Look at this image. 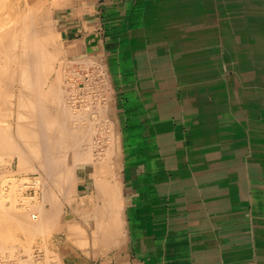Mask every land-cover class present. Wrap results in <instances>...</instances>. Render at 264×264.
I'll list each match as a JSON object with an SVG mask.
<instances>
[{
    "label": "crops",
    "instance_id": "0c3cea01",
    "mask_svg": "<svg viewBox=\"0 0 264 264\" xmlns=\"http://www.w3.org/2000/svg\"><path fill=\"white\" fill-rule=\"evenodd\" d=\"M54 3L75 71L106 74L117 128L114 171L101 150L52 213L63 262L264 264V0Z\"/></svg>",
    "mask_w": 264,
    "mask_h": 264
},
{
    "label": "bare ground",
    "instance_id": "6f19581e",
    "mask_svg": "<svg viewBox=\"0 0 264 264\" xmlns=\"http://www.w3.org/2000/svg\"><path fill=\"white\" fill-rule=\"evenodd\" d=\"M33 1V0H32ZM208 1V0H207ZM39 2V1H38ZM60 3L62 2V1H59ZM37 3V2H36ZM36 3H34L33 5H35ZM57 4H59V3H57ZM208 4V3H207ZM211 4V3H210ZM33 5H31L30 4V0H0V84L1 85H3L4 86V88H2V87H0V103L2 102H6L7 103V99L9 98V97H11V99H10V103L8 102V105L9 104H11V105H13V102H15V103H17V105H16V111H15V114L18 112V114L20 115V116H22V117H25L24 119H22L21 117V119L22 120H20L19 121V119H17L18 120V124H19V122H20V124H22L20 127H23V129L21 128V132H23L24 131V128H25V132H23V136H22V134L19 132L20 131V127H18V125H16L17 126V128H18V130L17 131H14L16 134V137H17V134H21V135H19L18 136V138H20V137H26V135H33V137H31V139H32V141H31V139L30 140H27L28 138H30V137H27V138H25V140H22V138H20V139H18V141L20 140L21 141V143H22V145L25 147V148H27L28 149V151L30 150V152H26V153H31L32 151V153H33V156H31L32 158V161L34 160H36V158L38 159L39 158V162L37 161V165L39 164L40 165V159L42 160L41 162V164H43V166H46L45 168H44V170L47 168V167H49V168H47L46 170H47V172L45 173V171H43L41 168H43V167H40V169L44 172V174H46V175H49L50 173H52V175L54 174V172H55V170H59V169H62V170H59V171H62V173H63V175L66 173L65 172V170L64 169H67L66 171H67V173H66V175H65V177H63V180L64 179H66V178H68V179H71L72 177H70V176H73L74 175V173H73V171H74V168H75V163H76V161H78L79 162V160H85V159H83V158H78V156L79 155H81V150H83V147L85 146V147H88V146H86V145H88V143H90L91 144V142H86V145H84L85 143V141L86 140H83V138L85 139V138H87L86 136L87 135H89L91 132H92V128L94 127V126H92V127H90V125L91 124H93V123H91V124H89L91 121H89V123H88V120H92L93 121V119H94V117H95V115L94 114H98V115H100V113H99V111H98V109H100L101 110V107H99V105L101 104H99V105H97V107H98V109H97V111H98V113H96L95 111H96V109L95 108H97V107H95L94 108V110L93 109H90L92 106H91V102L90 103H88L89 105V108H88V110H90V112L92 111L93 112V114H92V112L90 113L92 116L94 115V117H92L90 114H89V117H87V116H84L85 118V120L87 121V122H85V120H84V122L86 123L85 125L86 126H84L85 128H86V132L88 131V129L87 128H91L92 130H90L91 132H89V134H87L86 135V132H84L85 131V129L83 130V128H82V126H79V125H81V123L83 122H81L80 120H78L79 119V117L81 116V117H83V115H85L86 114V112H88L89 113V111H87V110H85L86 112H84V111H81L82 112V114H83V112H84V114L83 115H81L80 113V111H79V109L77 110L76 108H72V106H70L73 110L72 111H79L80 113H78V115H77V113L76 112H74L75 114H73L72 112V114H70V115H72L71 117V121L69 120V122H72V120H78V121H80V122H78V121H76V122H78L77 124H79V125H76V123L73 121L72 123H75V126L76 127H74L73 125L74 124H72L71 125V123H69L70 124V126H69V124L67 123V120H68V118L70 119V117H69V111H68V109L70 108H68L67 106H66V95H70V94H68V92L65 90V86H67L68 84H69V81H67L68 82V84H63L64 86L63 87H65L63 90H60V88H63L62 86H60L59 87V85L60 84H62V82H63V80L62 79H64L66 76H65V73L67 72H65V73H63V75L62 74H60V78H62L61 80H59L58 81V79H60L59 77H58V79H56L57 78V76H55L56 78L55 79H53L52 78V80H54V82L56 81L57 83L58 82H60L61 81V83L60 84H54L53 82L51 83L50 82V80L48 81V79H49V75L51 74L50 72L51 71H53L54 70V68H52L54 65H53V63L54 62H56L55 60H56V58H57V55L55 56V54H57V53H55V54H53L52 52H53V50H52V52H50V50L48 51L47 50V44L48 43H50V42H48V39L50 40V37H47L49 34H50V32H47V30L45 29L46 27H45V25L46 24H44V26H43V22H42V19L44 20L45 18H47L48 17V15L45 17H43V16H41L43 13H41V15H40V12H39V9L38 8H40V7H38V8H35ZM42 5V4H41ZM211 8V7H210ZM42 10V9H41ZM44 11V10H43ZM45 12V11H44ZM174 13V12H173ZM188 13V12H187ZM186 13V14H187ZM46 15V14H45ZM50 16V15H49ZM189 16V15H188ZM42 17V18H41ZM49 18V17H48ZM47 18V19H48ZM47 19H45L44 21H47ZM52 21L51 19H48V21ZM207 20V19H206ZM50 21L48 22V23H50ZM53 22V21H52ZM51 22V23H52ZM253 22H255V21H253ZM47 23V24H48ZM174 24V23H173ZM50 26H51V24H50ZM49 26V27H50ZM54 26V25H53ZM55 27V26H54ZM49 31H50V29H49ZM48 33V34H47ZM53 34V33H52ZM185 34V33H184ZM54 35V34H53ZM164 36V35H163ZM180 36V35H179ZM53 38V37H52ZM53 41V40H52ZM51 43H54V45H55V42H51ZM50 45V44H49ZM49 45H48V48H49ZM57 45H58V43H57ZM56 47V46H55ZM53 48V47H52ZM56 50V49H55ZM61 50V49H60ZM62 51V50H61ZM65 53V52H64ZM58 54H59V52H58ZM61 54V53H60ZM59 54V55H60ZM102 55V54H101ZM90 57V56H89ZM87 57L88 59H90V58H92V57ZM87 58H85V60L83 61V62H85L86 60H87ZM95 58H97V56L95 57ZM84 59V58H83ZM95 59H93V60H91V61H94ZM81 61H82V59H81ZM96 61V60H95ZM94 61V62H95ZM89 62V61H88ZM97 62H98V60H97ZM62 63V62H61ZM66 62H64V64H65ZM73 63V62H72ZM79 63H80V61H79ZM86 63V62H85ZM60 64V63H59ZM84 64V63H83ZM91 63L89 62V65H90ZM77 61L73 64V68H76L77 69ZM82 65V64H81ZM80 65V66H81ZM92 65H93V63H92ZM97 65V64H96ZM68 66V65H67ZM70 67V66H69ZM89 67V66H88ZM46 68H49V69H51L52 68V70H50V71H48L49 73L47 74L46 73ZM90 68V67H89ZM88 68V69H89ZM93 68V67H92ZM92 68H91V70H92ZM58 69H60V68H58ZM80 69H81V67H80ZM86 69H87V67H86ZM85 69V70H86ZM101 69H102V67H101ZM104 69V68H103ZM41 70H42V72L44 73H41ZM74 70V69H73ZM82 70H83V68H82ZM90 70V69H89ZM64 71V68H62V72ZM79 71V70H78ZM88 71V70H87ZM93 71V70H92ZM97 71H99V73H98V75L99 74H101L102 72H101V70H100V68H99V70L97 69ZM54 72V71H53ZM56 72H61V69H60V71L59 70H57L56 69V71H55V75H57L56 74ZM70 72V71H69ZM86 72V71H85ZM89 72V71H88ZM87 72V73H88ZM91 72V71H90ZM89 72V73H90ZM95 72V71H94ZM101 72V73H100ZM68 73V72H67ZM66 73V74H67ZM76 72H73V74L72 73H70L69 74V76L70 75H74ZM59 74V73H58ZM77 74V73H76ZM52 75V74H51ZM78 75V74H77ZM65 76V77H64ZM76 76V75H75ZM80 76V75H79ZM72 77L73 76H71V80H72ZM78 77V76H77ZM77 77H76V79H77ZM80 77H83V76H80ZM66 78H68V77H66ZM75 78V77H74ZM91 78V77H90ZM75 79V80H76ZM70 80V79H69ZM74 80V79H73ZM101 80V79H100ZM80 81V80H79ZM102 81V80H101ZM47 82H50V83H48L49 84V87L48 88H44V86L47 84ZM71 82V81H70ZM73 83H75L74 81H73ZM72 83V84H73ZM90 83H92L91 81H90ZM102 83V82H101ZM50 84H51V86H50ZM71 84V83H70ZM94 85V84H93ZM96 85V84H95ZM94 85V86H95ZM103 85H105L104 83H103ZM106 85H109V84H106ZM105 85V86H106ZM16 86H22L21 88H24V89H20V88H17ZM73 86V85H72ZM71 86V88H73ZM97 87V86H96ZM99 87H101V86H99ZM17 88V89H16ZM70 88V89H71ZM76 88H78V87H76ZM10 89V90H9ZM16 89V91H15V93L14 92H11V91H13V90H15ZM25 89H26V92H25ZM67 89H69V88H67ZM80 89H82V87H80ZM84 89V88H83ZM64 90L66 91L65 93H63L64 92ZM73 90L74 89H72V92H73ZM105 90V89H104ZM8 91V92H7ZM63 91V92H62ZM69 91V90H68ZM79 91V88L77 89V92ZM82 91V90H81ZM70 92H71V90H70ZM69 92V93H70ZM71 92V93H72ZM92 92V91H91ZM93 92H95V90L93 91ZM99 93H100V91H98ZM101 92H102V90H101ZM105 92H106V90H105ZM8 93V94H7ZM25 93V94H24ZM29 95H28V94ZM73 93H75V92H73ZM86 92H85V90H84V94H85ZM98 93V94H99ZM77 94V93H76ZM96 94V93H95ZM105 94V93H104ZM9 95V96H8ZM10 95H12V96H10ZM30 95L32 96V97H30ZM73 95V94H72ZM82 96H83V94H81ZM88 95V94H87ZM103 95V94H102ZM73 96H75V94L73 95ZM72 96V97H73ZM80 96V95H79ZM78 96V97H79ZM82 96H80V97H82ZM95 96V95H94ZM69 97H71V95L69 96ZM77 97V98H78ZM84 97V96H83ZM87 99H89L87 96H85ZM96 97V96H95ZM28 98H31V99H28ZM76 97H74V99H75ZM13 99V100H12ZM65 99V100H64ZM85 99V98H84ZM83 99V100H84ZM30 100V101H29ZM67 100H68V98H67ZM71 99H69L68 100V102H71L70 104H72V102L73 101H70ZM73 100V99H72ZM76 100V99H75ZM80 101L82 100L81 98L79 99ZM86 100V99H85ZM9 101V100H8ZM28 101H29V103H28ZM77 101V100H76ZM87 101V100H86ZM62 102V103H61ZM74 103V102H73ZM76 103V102H75ZM84 103H86V102H84ZM98 103V102H97ZM69 104V103H68ZM67 104V105H68ZM82 104H83V102H82ZM104 104V103H103ZM62 105H64V106H62ZM74 105H76V104H74ZM73 105V106H74ZM84 105H82V107L84 106ZM15 106V105H14ZM69 106V105H68ZM81 106V105H80ZM91 106V107H90ZM101 106H103V105H101ZM105 106V105H104ZM3 107H5V105L3 106ZM9 107H11V106H9ZM64 107V108H63ZM66 107V108H65ZM79 107V106H78ZM86 107H83L84 109H86ZM2 108V107H1ZM0 108V109H1ZM7 108H8V106H7ZM11 108H13V107H11ZM10 108V109H11ZM70 108V109H71ZM80 108V107H79ZM9 108L7 109V110H10ZM103 110H101V113H102V111H104L106 108H102ZM2 110H3V108H2ZM109 110V109H108ZM108 110L106 111V114H105V112L104 113H102V115L103 114H105V115H108L107 114V112H108ZM111 110V109H110ZM14 111V108L12 109V111H8V112H13ZM71 111V110H70ZM0 112H3V111H0ZM7 112V111H6ZM5 112V110H4V114L6 113ZM7 112V113H8ZM1 114H3V113H1ZM4 114L2 115V116H0V117H2V118H5V116H7L6 114H5V116H4ZM11 114V113H10ZM14 114V115H15ZM68 114V115H67ZM79 114H80V116H79ZM19 115H17L18 117H19ZM87 115V114H86ZM63 116V117H62ZM64 116H67V117H64ZM90 116H91V118H90ZM87 117V118H86ZM99 117V116H98ZM97 117V118H98ZM102 118L104 117V122H105V117H107L108 119H109V116H101ZM101 117H99L100 118V120L102 119ZM1 118V119H2ZM7 118V117H6ZM5 118V119H6ZM9 118H10V115H9ZM65 118V119H64ZM66 118H67V120H66ZM89 118V119H88ZM93 118V119H92ZM106 118V119H107ZM0 119V120H1ZM25 119H27V122H26V125L24 124V120ZM66 120V122L64 121V120ZM88 119V120H87ZM97 120H99V119H96V117H95V121H97ZM99 120V121H100ZM116 120V119H115ZM4 121V120H3ZM2 121V122H3ZM21 121H24V122H22L21 123ZM64 121V122H63ZM109 121H110V119H109ZM109 121H106L105 123L106 124H104V133H100V136L102 135V134H106L107 136H113L114 138H112L111 139V141L110 142H112L113 141V139H114V142H116V131H115V129H117V128H115V124L112 122V121H110V122H112L110 125H112V126H109L108 124H109ZM1 121H0V150H2L3 152L2 153H0V155L1 154H3V153H5V154H7V153H10V151H12L13 153H14V151L17 153V154H20L21 155V153H19V152H22V153H25L24 152V149H23V146L22 145H18V144H21V143H18V144H15L14 143V141H13V139H15L14 137L12 138V136H11V134H8V130H10V129H8V128H10V124H9V126H8V124H7V126H8V128L7 127H5V125L2 123ZM103 122V121H102ZM102 122H101V124H102ZM4 123H5V121H4ZM9 123V122H8ZM16 123V124H17ZM64 123H67L68 124V126H69V128H67L68 126H67V124L65 125ZM88 123V124H87ZM97 123H99V122H97ZM6 124V123H5ZM19 124V125H20ZM95 124H96V122H95ZM161 124V123H160ZM84 125V124H83ZM106 125V126H105ZM77 126H79V127H81V129L79 128V127H77ZM87 126H89V127H87ZM4 127H5V129H4ZM7 128V129H6ZM12 128V127H11ZM98 128V127H97ZM101 128V127H100ZM6 130V131H5ZM23 130V131H22ZM95 130V129H94ZM98 130H96V132H97ZM19 132V133H18ZM87 132V133H88ZM9 133H10V131H9ZM93 133H95V132H93ZM93 133H91V136L92 135H94V137H95V134H93ZM97 134V133H96ZM115 134V135H114ZM25 135V136H24ZM98 136V135H97ZM96 136V137H97ZM39 139H38V138ZM104 137V136H103ZM110 137H108L109 139H110ZM34 138H35V140H34ZM88 138H90V137H88ZM107 138V137H106ZM12 139V140H11ZM24 139V138H23ZM37 139V140H36ZM90 139H92L93 140V138H90ZM89 139V140H90ZM103 139V138H102ZM108 139V140H109ZM33 140L35 141V142H33ZM83 140V141H82ZM88 140V139H87ZM92 140H90V141H92ZM95 140V139H94ZM100 140V139H99ZM38 141V142H37ZM97 141H98V139H97ZM96 141V142H97ZM105 141H107L106 139L104 140V142ZM94 142V141H93ZM93 142H92V144H93ZM96 142H94V143H96ZM101 142H103V140H101L100 141V143ZM103 142V143H104ZM109 142V141H108ZM114 142H112L111 144H109V143H107V144H109V146L106 148V150L104 149V148H102L101 149V146L100 147H98V149L100 150H105L106 152H105V157L103 158V160H104V162H105V164H104V170L106 171V172H108V173H111V171H114V169L112 170V169H110V163H112V157H113V154H114V150H115V148H117V145H116V143H114ZM118 142V141H117ZM98 143V142H97ZM96 143V147H95V149L97 148V144ZM119 143V142H118ZM81 144H83L84 146L83 147H81L82 149H80V154L78 153L79 151H77V149H79L80 148V146H81ZM102 144V143H101ZM104 144H106V142L104 143ZM35 145L37 146V147H35ZM92 145H90V148L92 149L93 147H91ZM93 146H95V145H93ZM107 146V145H106ZM206 146V145H205ZM35 147V148H34ZM77 147H79V148H77ZM89 148V147H88ZM88 148H85L84 150H86V149H88ZM26 149V150H27ZM90 149V150H91ZM94 149V150H95ZM7 150V151H6ZM10 150V151H9ZM32 150V151H31ZM7 153H6V152ZM9 151V152H8ZM87 151V150H86ZM11 152V153H12ZM84 152V151H83ZM92 152V151H91ZM94 152V151H93ZM100 152H102V151H99V153ZM10 153V154H11ZM16 153H15V155H16ZM26 153L23 155H18V157H21L19 160L20 161H23L24 163H21L22 164V167L25 165V162H27L28 161V156L26 155ZM32 153H31V155H32ZM95 153V152H94ZM83 154V153H82ZM93 154V153H92ZM91 153H90V151L88 150L86 153H84V155H86V157L90 160V159H92V157H91V155H92ZM102 154H104V153H102ZM11 155H14V154H11ZM10 155V156H11ZM37 155V156H36ZM84 155L82 156V157H84ZM95 155V154H94ZM94 155H92V156H94ZM5 156H7V155H5ZM26 156H27V158L28 159H26ZM29 156H30V154H29ZM76 156V157H75ZM1 157L2 156H0V160H1ZM25 157V158H24ZM76 159H75V158ZM81 157V156H80ZM102 157H103V155H102ZM115 157H117L116 155H115ZM3 158V157H2ZM33 158H35V159H33ZM74 158V163L72 162V159ZM93 158H95V157H93ZM99 158H101V155H99ZM18 159V158H17ZM27 160V161H24V160ZM79 159V160H78ZM88 159H87V161H88ZM69 160H71V163L69 162L68 163V161ZM116 160V159H115ZM11 161V160H10ZM60 161H65V163L63 162H61L60 163ZM81 161L79 162V163H77L76 164V167H78V173H79V176H81V177H84L86 174H90V171H91V167L90 166H87L86 168H83V167H80L81 165H83L82 163H81ZM87 161H84V162H87ZM96 161V160H95ZM94 161V162H95ZM97 161H99V160H97ZM148 161V160H147ZM3 162V161H2ZM18 162V161H17ZM29 162H30V164L32 165V163H31V160L29 159ZM4 163V162H3ZM34 163V162H33ZM53 163H55V164H53ZM59 163H60V165H59ZM73 163V164H72ZM19 164H20V162H19ZM20 164V165H21ZM24 164V165H23ZM28 162L26 163V165H27V167H29L30 168V166H28ZM29 164V165H30ZM58 164V165H57ZM65 164V166H63ZM92 164V163H91ZM115 164H117V163H115ZM115 164H113V166L115 165ZM20 165H17V167L19 166V169H20ZM26 165L23 167L24 169H27V167H26ZM55 165H56V167H55ZM32 166H34V165H32ZM32 166H31V168H32ZM54 166V168H52ZM58 166V167H57ZM60 166H63V168L61 167L60 168ZM107 166V167H106ZM21 167V169L22 170H24L23 168ZM72 167H74L73 168V170H72ZM108 167H109V169H108ZM115 167H118V165L117 166H115ZM119 167H120V164H119ZM30 168V169H31ZM34 168V167H33ZM33 168H32V171H33ZM58 168V169H57ZM113 168V167H112ZM18 169V168H17ZM29 169V170H30ZM35 169V168H34ZM49 169V170H48ZM55 169V170H54ZM54 170V171H53ZM64 170V171H63ZM115 170H116V168H115ZM25 171V170H24ZM28 171V170H27ZM27 171H25V172H27ZM49 171V172H48ZM53 171V172H52ZM59 171H58V173H59ZM119 171V170H118ZM35 172H36V169H35ZM65 172V173H64ZM1 173V172H0ZM12 173H14V172H12ZM33 173V172H32ZM49 173V174H48ZM56 173H57V171H56ZM55 173V174H56ZM83 173H84V175H83ZM5 174V173H4ZM54 174V176H56ZM69 174H72V175H70V176H68ZM114 174V173H113ZM46 175H44V176H46ZM59 175V174H58ZM57 175V176H58ZM63 175H61V176H63ZM2 175H0V210H3V206L2 205H5V204H8V202H9V200H11V198L12 197H10V196H14V195H12V192L10 193L9 191H10V189H11V187L13 186V182H12V184H10V185H12L11 187L9 186V181H11V179L8 181L7 179H5V177H1ZM53 176V177H54ZM67 176V177H66ZM17 177V176H16ZM47 177V176H46ZM57 178V177H56ZM55 177H54V180H56V182L57 183H54L55 185L56 184H58L57 186H56V188H57V193L59 194V193H61L62 194V196L67 200V202H70V203H74L75 202V200H74V198H76V197H74L73 195H76L75 194V188H76V182H77V178H74V176H73V178L71 179V180H69L68 181V184L70 185V188L68 189V191H67V189H65L66 191H67V193H63V192H61V187L63 186V184H62V179H59V180H57ZM15 179V178H14ZM13 179V180H14ZM25 179V178H24ZM36 179H39V180H37L36 182H42V177L40 176V177H38V178H36ZM45 179V178H44ZM67 179V180H68ZM103 179V178H102ZM101 178H98V179H96V184L95 185H97V190H99V193L102 191V193H106V198L109 200L108 201V203H105V205H107L108 207H107V209H110V210H112V209H115V206H116V199L117 198H119L120 197V191L119 190H117V186H115V185H113V184H111L110 185V182L108 181V183L109 184H107L106 183V185H103V184H105L104 182L105 181H103ZM67 180H65V181H67ZM104 180H105V178H104ZM28 181V180H27ZM64 181V182H65ZM107 181V180H106ZM115 181V180H114ZM48 182V181H47ZM46 181H45V183H47ZM55 182V181H54ZM11 183V182H10ZM53 183V182H52ZM78 183H79V181H78ZM113 183V182H112ZM48 184V183H47ZM53 184V185H54ZM14 185H16V184H14ZM18 186V185H17ZM20 186H21V184H20ZM22 186H24V185H22ZM46 186V185H45ZM48 186V185H47ZM64 186H65V184H64ZM63 186V187H64ZM15 187V186H14ZM25 187H26V185H25ZM18 188H19V186H18ZM16 189L17 191L19 190V189ZM43 188V187H42ZM41 188V189H42ZM46 188V187H45ZM48 188V187H47ZM46 188V189H47ZM54 189L53 190H55V186L53 187ZM67 188V187H66ZM40 189V190H41ZM45 189V190H46ZM13 190V189H12ZM43 190V189H42ZM63 190V189H62ZM47 191H51V190H47ZM48 192V193H49ZM20 193V192H19ZM52 194L50 195V193H49V195H48V197H49V200H52L51 202H52V206L51 207H53L52 208V211L50 212V211H46L42 206H35L34 205V208H33V206L32 205H30V206H28V204H26V200H29V199H26V200H24V198H22L23 200L22 201H26L25 203H21V204H16L15 203V201L16 200H14L13 202L16 204H14V205H10V202H9V205H10V207H9V205H8V210H7V212H6V207H5V211H2L3 213L2 214H4V212H5V215H8L7 213L9 212V216L10 215H12L13 217H11L12 218V220H14L15 222V224L14 225H16V223L18 224V226H23V228L25 227H31V229H32V227L34 228V230L35 229H37L38 227L37 226H39V223H42V225H43V222H44V220L46 221V219H44V218H47L49 221H50V219H51V217H52V213L53 212H55V213H59V212H61L62 211V202H61V200H60V197L57 195V193L55 192H51ZM98 193V192H97ZM104 193V194H105ZM8 194L10 195L9 197H8ZM22 194V193H21ZM20 194V195H21ZM63 194H65L66 196H64ZM101 194V193H100ZM18 195V194H17ZM46 195H47V192H46ZM108 196V197H107ZM6 197H8V199L6 198ZM15 197V196H14ZM14 197L12 198V199H14ZM18 197V196H17ZM74 197V198H73ZM99 197V196H98ZM10 198V199H9ZM19 198H21L20 196H19ZM27 198V197H26ZM36 198V197H35ZM97 198V197H96ZM34 199V198H33ZM43 199V198H42ZM47 199V198H46ZM99 199V198H98ZM70 200V201H69ZM12 201V200H11ZM74 201V202H73ZM107 201V200H106ZM12 202V203H13ZM79 202V201H78ZM102 202H103V200H102ZM101 202V203H102ZM105 202V201H104ZM104 204V203H103ZM102 205V204H101ZM100 205V206H101ZM76 206H78L77 204H76ZM76 206H74L75 207V209H77L76 208ZM2 207V208H1ZM22 207V209L24 208V212H20V208ZM33 208V210H36V212H34L33 210H31ZM100 207H98V209H99ZM11 209V210H10ZM32 211V213H31V218H30V216H28V217H25L23 214H26V212H28L29 214H30V212ZM78 210V209H77ZM76 210V211H77ZM12 211V213L10 214V212ZM82 211V210H81ZM1 212V211H0ZM92 212V211H91ZM102 212V211H101ZM109 212V211H108ZM111 212V211H110ZM97 213V212H96ZM98 214V213H97ZM102 214V213H101ZM28 215V214H27ZM26 215V216H27ZM100 215V214H99ZM106 215V214H105ZM107 215H108V213H107ZM110 215H111V213H110ZM110 215H108V217L110 218H112V215L110 216ZM3 216V215H2ZM115 216V215H114ZM5 217V216H4ZM3 217V218H4ZM9 217V218H10ZM107 217V218H108ZM2 218V219H3ZM99 218V217H98ZM104 219V218H103ZM113 219V218H112ZM32 220V221H31ZM52 220V219H51ZM99 220H101V218L100 219H98V221ZM107 219H105L104 221H102V222H104L105 223V221H106ZM1 221V220H0ZM3 221H5L4 219H3ZM98 221H96V223H95V225L97 224V222ZM109 221V222H108ZM5 222H8V221H5ZM10 222V221H9ZM52 222V221H51ZM111 222H113V223H115V221L113 220V221H111ZM110 222V220H107V222L106 223H111ZM45 223V222H44ZM105 223V224H106ZM1 224V223H0ZM99 224V223H98ZM112 224V223H111ZM118 223H115L114 225H117ZM4 225V224H3ZM8 225H10L11 226V224H9L8 223ZM41 225V224H40ZM41 225V226H42ZM50 225H52V224H50ZM91 225V224H90ZM93 225H94V223H93ZM103 225V224H102ZM113 225V224H112ZM113 225V226H114ZM7 226V225H6ZM41 226H39V227H41ZM45 226H47L46 225V223H45ZM106 227H105V229L103 228V230L104 231H106L107 233H108V231L107 230H109L107 227H108V224H106L105 225ZM111 226V225H110ZM118 226V225H117ZM117 226H115V227H117ZM8 227V226H7ZM29 227H28V229H29ZM37 227V228H36ZM47 227H49V226H47ZM47 227H44L45 228V230H46V228ZM103 227V226H102ZM112 227V226H111ZM110 227V228H111ZM14 228V227H13ZM42 228V227H41ZM40 228V229H41ZM7 229V228H6ZM15 229V228H14ZM19 229H22V227L21 228H19ZM43 229V228H42ZM41 229V230H42ZM48 229V228H47ZM99 229V228H98ZM100 229H101V227H100ZM33 230V231H34ZM39 230V229H38ZM44 230V231H45ZM50 230V229H49ZM103 230H102V232H103ZM110 230H113V228L112 229H110ZM15 231V230H14ZM25 231H27V234H28V230H26L25 229ZM30 231V230H29ZM53 231V230H52ZM99 231H101V230H99ZM114 231H115V229H114ZM20 232V231H19ZM40 232H42V231H40ZM46 233V232H45ZM104 233V232H103ZM117 233V232H116ZM34 234H36V231H35V233ZM97 234V233H96ZM102 234V233H101ZM102 235H106V233L105 234H102ZM36 236H37V234H36ZM108 236L109 237H107V238H111V236L108 234ZM114 236H116V235H114ZM29 238V237H28ZM103 238V237H102ZM116 238V237H115ZM115 238H113V239H115ZM104 239H106L105 237H104ZM31 240H32V238H31ZM112 240V239H111ZM119 241V240H118ZM109 242V241H108ZM107 243V242H106ZM46 244V243H45ZM114 244H115V242H114ZM3 247V246H2ZM1 247V248H2ZM4 247H6V246H4ZM3 249V248H2ZM6 249V248H5ZM39 249V248H38ZM42 249V248H41ZM11 250V249H10ZM104 250V249H103ZM2 251V250H1ZM40 251V250H39ZM3 253V252H2ZM44 253H47V252H44ZM2 255V254H1ZM21 255H23V254H21ZM25 255V254H24ZM45 255V254H44ZM43 255V257H45ZM47 255H48V253H47ZM8 256V255H7ZM9 256H10V254H9ZM32 256V255H31ZM94 256V255H93ZM11 257V256H10ZM38 257H42L41 255L40 256H38ZM49 257V256H48ZM56 257V256H55ZM0 258H1V256H0ZM8 258V257H7ZM12 258V257H11ZM51 258V257H50ZM56 258H58V257H56ZM95 258V257H94ZM2 259V258H1ZM38 259V258H37ZM36 259V260H37ZM45 259H47V258H45ZM3 260H4V258H3ZM23 260V259H22ZM32 260V259H31ZM54 260V259H53ZM9 261H10V259H9ZM20 261V260H19ZM46 261V260H45ZM49 261V260H48ZM5 262V261H4ZM51 262V261H50ZM21 263H22V261H21ZM28 263V262H27ZM31 263V262H30ZM45 263H47V262H45ZM54 263V262H53ZM23 264H25V263H23ZM61 264V263H60Z\"/></svg>",
    "mask_w": 264,
    "mask_h": 264
},
{
    "label": "rangeland",
    "instance_id": "374dc122",
    "mask_svg": "<svg viewBox=\"0 0 264 264\" xmlns=\"http://www.w3.org/2000/svg\"><path fill=\"white\" fill-rule=\"evenodd\" d=\"M39 1V2H38ZM37 2V3H36ZM34 3H36L35 5H33ZM30 4L31 5H33L35 8H38V7H40V8H38L39 9V12H40V15H41V13H43L41 16H47L48 14L50 15H48V19H51L52 21H50V23H48L49 21H48V19L47 18H45V19H47V21H44L43 19H42V24H43V26H44V24H46L45 25V29L47 30V32H50V34L47 36V37H50V40L48 39V42H55V45H54V43H48L47 44V50L49 51L50 50V52H52V50H53V54H55V53H57V54H55V56L57 55V58H56V62H54L53 63V67L52 68H54V72L53 71H51L50 73L52 74H50L49 75V79H48V81L50 80V82L52 83H54V84H60L61 83V81L60 82H54V80H52V78L53 79H55L56 77L55 76H57V78L56 79H58V77L60 78L62 75H63V73H65L66 71L68 72H66L65 73V76L66 77H68V78H66L65 76V78L64 79H62V78H60V79H58V81L59 80H63V82H62V84H60L59 85V87L60 86H64L63 84H68V82L67 81H69V84L67 85V86H65V87H63V88H60V90H63L64 88H65V90L68 92V94H70L71 95V97H69L70 95H66V103L69 105H67L66 104V106L69 108L70 106H72V108L74 109V108H76L77 110L79 109V111L81 112V111H84V112H86L85 110H87V111H89V113L88 112H86V114L85 115H83L84 114V112H83V114H82V112L80 113L79 111H72L73 109L71 108H69L68 109V111L70 112L69 113V117H70V119L68 118V120H67V118H66V120H67V123L69 122V120L71 121V116L72 115H70V114H75L74 112H76L77 113V115H78V113H80L81 115H83V117H81L80 116V114H79V119L78 120H80L82 123H81V125H79V124H77L78 122H80V121H78V120H76V121H78V122H76L75 120H72V122L74 121L75 123H76V125H79V126H82V128H83V130L85 129V131L84 132H86V128L84 127V126H86L85 124V122H87L84 118V116H87V117H89V114L94 110V108L95 107H97V105H99L100 103V105H99V107H101V110H103L102 108L104 107V108H106L104 111H102V113H104L105 112V114H106V111L108 110V112H107V114L108 115H105V114H103L104 116H109V119H110V121H111V114H112V110H110L111 109V107L110 106H108L107 104H106V98L108 97V91H107V89H106V84H107V82H106V79H107V76H106V74L104 73V72H100L101 74H99L98 75V73H99V71H97V69L98 68H100V70L101 71H103L102 69H101V67L100 66H98V68H95V66H93V68H92V70H90L88 73H83L82 71L81 72H78V71H75V68H73L74 66H73V64L75 63V62H71V58L68 56V54H67V51H66V48H65V45L61 42V40H60V37H59V34H58V32H57V28H56V25H55V19H54V0H30ZM42 4V5H41ZM42 9V10H41ZM45 12H44V11ZM46 14V15H45ZM42 18V17H41ZM52 22V23H51ZM48 23V24H47ZM50 24H51V26H50ZM55 27H54V26ZM50 26V27H49ZM49 29H50V31H49ZM54 35H53V34ZM48 34V33H47ZM53 37V38H52ZM53 40V41H52ZM57 43H58V45H57ZM50 44V45H49ZM48 45H49V48H48ZM56 46V47H55ZM53 47V48H52ZM56 49V50H55ZM62 51H61V50ZM58 52H59V54H58ZM65 52V53H64ZM62 62V63H61ZM64 62H66L65 64H64ZM60 63V64H59ZM92 63H94V61H92ZM68 65V66H67ZM70 66V67H69ZM52 68L51 69H49V68H46V73L48 74L49 72L48 71H50V70H52ZM58 68H60L61 69V72H56V74L57 75H55V71H56V69L57 70H59L60 71V69H58ZM62 68H64V71L62 72ZM74 69V70H73ZM99 70V69H98ZM70 71V72H69ZM95 71V72H94ZM73 72H76L74 75H70L69 76V74L70 73H72L73 74ZM41 73H43L42 72V70H41ZM59 73V74H58ZM44 74V73H43ZM60 74H62L61 76H60ZM76 75V76H75ZM83 76V77H80V76ZM71 76H73L72 77V80H71ZM78 76V77H77ZM75 77V78H74ZM76 77H77V79H76ZM91 77V78H90ZM70 79V80H69ZM74 79V80H73ZM76 79V80H75ZM102 81H101V80ZM80 80V81H79ZM71 81V82H70ZM73 81L75 82V83H73ZM90 81L92 82V83H90ZM50 82H47V84L44 86V88L46 89V88H48L49 87V84L48 83H50ZM102 82V83H101ZM71 83V84H70ZM73 83V84H72ZM103 83L105 84V85H103ZM65 84V85H66ZM95 86H94V85ZM73 85V86H72ZM50 86H51V84H50ZM71 86L73 87V88H71ZM97 86V87H96ZM99 86H101V87H99ZM0 87H2V88H4V86L3 85H1L0 84ZM17 88H20V89H24V88H21L20 86H16ZM76 87H78L79 88V91L77 92V89L78 88H76ZM80 87H82V89H80ZM16 88V89H17ZM67 88H69V89H67ZM71 88V89H70ZM84 88V89H83ZM16 89L15 90H13V91H11V92H14L15 93V91H16ZM72 89H74L73 90V92H75V93H73L72 92ZM106 90V92H105V90ZM10 90V89H9ZM64 90V92L63 93H65L66 91ZM69 90V91H68ZM70 90H71V92H70ZM82 90V91H81ZM84 90H85V94H84ZM95 90V92H93ZM101 90H102V92H101ZM92 91V92H91ZM98 91H100V93L98 92ZM8 92V91H7ZM25 92H26V89H25ZM70 92V93H69ZM77 93V94H76ZM96 93V94H95ZM99 93V94H98ZM105 93V94H104ZM8 94V93H7ZM25 94V93H24ZM28 94V93H27ZM75 94V96H73V95ZM81 94H83V96L81 95ZM88 94V95H87ZM103 94V95H102ZM29 95V94H28ZM82 96V97H80V96ZM96 97H95V96ZM9 96V95H8ZM10 96H12V95H10ZM73 96V97H72ZM79 96V97H78ZM85 96H87L89 99H87ZM30 97H32L31 95H30ZM74 97H76L75 99L77 100H75L74 99ZM78 97V98H77ZM10 99H11V97H9ZM7 99L6 101H7V103L5 102H1L0 103V108L2 107L3 108V110H2V108L0 109V111H3V112H0V116H2L3 114H4V110H5V112L7 111H12V109L14 108V111L13 112H6L5 114L7 115V116H5V114H4V116H5V118H2V117H0V121L2 122L3 120L5 121V123H4V121L2 122L4 125H5V127H7L8 128V126H9V124H10V128H8V129H10V130H8L7 132H8V134H11V136H12V138L14 137L15 139H13V141H14V143L15 144H18V143H21V139L20 138H22V140H25V138H27V137H30V138H28L27 140H30L31 139V137H33V135L31 136V135H26V137H20V138H18V136L19 135H21L22 134V136H23V132H25V128H24V131L23 132H21V128L23 129V127H20L22 124H20V122H19V124L17 123L18 122V120L17 119H19V121L20 120H22V119H24L25 117H22V116H20L19 114H18V112L15 114V111H16V105H17V103H15V102H13V105H11V104H9L8 105V102L10 103V99ZM67 98H68V100L69 99H71L70 101H73L72 102V104H70L71 102H68V100H67ZM82 99L81 101L79 100V99ZM87 100H85V99ZM28 99H31V98H28ZM73 99V100H72ZM84 99V100H83ZM9 100V101H8ZM13 100V99H12ZM32 100V99H31ZM65 100V99H64ZM30 101V100H29ZM29 101H28V103H29ZM91 103H90V102ZM76 102V103H75ZM82 102H83V104H82ZM84 102H86V103H84ZM90 103L91 104V108L90 109H93L91 112H90V110H88V108H89V104L88 103ZM98 102V103H97ZM62 103V102H61ZM104 103V104H103ZM74 104H76V105H74ZM88 107H86L85 105ZM5 105V107H3ZM15 105V106H14ZM74 105V106H73ZM81 105V106H80ZM82 105H84L83 107H86V109H84L83 107H82ZM101 105H103V106H101ZM105 105V106H104ZM7 106H8V108L10 109L11 107H13V108H11L10 110H7L8 108H7ZM9 106H11V107H9ZM62 106H64V105H62ZM80 108H79V107ZM64 108V107H63ZM66 108V107H65ZM96 109V113H98V111H99V113H100V115H98V114H94L95 115V117H96V119H99L100 120V118L99 117H101V116H103L102 115V113H101V110L100 109H98V107L97 108H95ZM97 109H98V111H97ZM71 110V111H70ZM93 111V112H94ZM72 112V113H71ZM93 112H92V114H93ZM94 112V113H95ZM1 113H3V114H1ZM11 113V114H10ZM15 114V115H14ZM9 115H10V118H9ZM17 115H19V117L17 116ZM68 115V114H67ZM91 115V114H90ZM94 115L92 116V117H94ZM91 116H90V118H91ZM99 116V117H98ZM22 119H21V118ZM63 117V116H62ZM64 117H67V116H64ZM86 117V118H87ZM95 117H94V119H93V121L92 120H88V123H89V121H91L89 124H91V123H93V124H91L90 125V127H92V126H94L92 129L89 127V126H87V127H89V128H87L88 129V131L89 132H91L90 130H92V132L91 133H93V132H95V133H93V134H95V137H94V135H92L91 136V133L89 134V132L87 133L86 132V135L87 134H89V135H87L86 137L87 138H83V140H86L84 143V145H86V142L88 141V142H91V144L90 143H88V145H86V146H88V147H85L83 144H81V146H80V148L79 147H77V148H79V149H77V151H79L78 153L80 154V152H81V155H79L78 156V158L80 159V158H83V159H85V160H79V162L81 161V163L83 162L84 164H86V165H88L89 163H94V161L96 160H99V159H101V158H99V155H101V157H102V152H100L99 153V151H101V149L102 148H104L105 150H106V148L109 146V144H111L112 142H114V139H113V141L112 142H110L111 141V139L112 138H114L113 136H107L106 134L104 135V134H102L101 136H100V133H104L105 131H104V124H106L107 122L106 121H109V119L107 118V117H105V122H104V117L99 121V120H97V121H95ZM98 117V118H97ZM107 118V119H106ZM65 119V118H64ZM63 119V120H64ZM66 120H64L65 122H66ZM84 120H85V122H84ZM25 121V122H24ZM24 121H21V123L22 122H24V124L26 125V122H27V119H25ZM63 121V122H64ZM103 121V122H102ZM109 121V126H112V125H110L112 122H110ZM9 122V123H8ZM72 122H69V123H71V125L72 124H74L73 126L74 127H76L75 126V123H72ZM95 122H96V124H95ZM97 122H99V123H97ZM101 122H102V124H101ZM17 123V124H16ZM67 123H64L65 125L67 124ZM68 123V124H69ZM87 123V124H88ZM104 123V124H103ZM7 124H8V126H7ZM68 124H67V126H68ZM84 124V125H83ZM16 125H18V127H20L19 129H20V131L18 130V128H17V126ZM69 126H70V124H69ZM69 126L67 127V128H69ZM79 126H77V127H79ZM106 126V125H105ZM5 127H4V129H5ZM12 127V128H11ZM98 127V128H97ZM101 127V128H100ZM6 128V129H7ZM71 128V127H70ZM69 128V129H70ZM80 129H81V127H79ZM21 133H19V134H17V137H16V133L14 132V131H17V130ZM95 129V130H94ZM96 130H98L97 132H96ZM6 131V130H5ZM9 131H10V133H9ZM101 131V132H100ZM100 132V133H99ZM97 133V134H96ZM98 135V136H97ZM25 136V135H24ZM97 136V137H96ZM104 136V137H103ZM88 137H90V138H93V140L92 139H90V138H88ZM107 137V138H106ZM108 137H110V139L108 138ZM20 139L19 141H18V139ZM24 138V139H23ZM38 138V137H37ZM103 138V139H102ZM39 139V138H38ZM88 139V140H87ZM92 140V141H90V140ZM95 139V140H94ZM97 139H98V141H97ZM100 139V140H99ZM107 140V141H105L106 142V144H104L105 142H104V140ZM109 139V140H108ZM12 140V139H11ZM34 140H35V138H34ZM33 140V142H35ZM37 140V139H36ZM82 140V141H83ZM101 140H103V142H101L100 143V141ZM31 141H32V139H31ZM96 142L98 145H97V148L95 149V147H96V143H94V142ZM109 141V142H108ZM18 142V143H17ZM38 142V141H37ZM92 142H93V144H92ZM23 143V142H22ZM22 143L21 144H18V145H22ZM107 143H109V144H107ZM115 143V142H114ZM25 144V143H24ZM23 144V145H24ZM22 145V146H23ZM90 145H92L91 147H93L92 149L90 148ZM93 145H95V146H93ZM107 145V146H106ZM25 146V145H24ZM23 146V149L26 147H24ZM84 146V147H83ZM101 146V149L99 150L98 149V147H100ZM35 147H37L36 145H35ZM34 147V148H35ZM81 147H83V150H81L80 151V149H82ZM85 148H88V149H86L87 151L89 150L90 151V153L92 154V155H94V156H92L91 155V157H92V159H88L87 157H86V155H84V153H86L87 151L86 150H84ZM27 148H25L24 149V152L26 153V152H30V150L28 151V149L26 150ZM91 149V150H90ZM95 149V150H94ZM7 151V150H6ZM5 151V152H6ZM10 151V150H9ZM8 151V152H9ZM32 151V150H31ZM84 151V152H83ZM92 151V152H91ZM95 153H94V152ZM3 151L2 150H0V153H2ZM12 151H10V153H11ZM33 152V151H32ZM31 152V153H32ZM104 152V151H103ZM7 153V152H6ZM10 153H7V154H5V153H3V154H1L0 156H2L1 157V160H0V175H2L1 177L3 178V177H5V179H11V181H9V186L11 187L12 185H10V184H12V182L14 183V184H16V185H14L13 184V186L11 187V189H10V193L12 192V195H14V196H10L9 194H8V197L10 196V197H14V199H12L11 198V200H9V202H10V205L12 204V205H14L16 202V204H21L22 202L23 203H25L26 201V204H28V206H30V205H32L33 206V208H34V205L36 206H42L46 211H52V208L53 207H51L52 205V200H49V197H48V195H49V193H50V195L52 194L51 192H58L57 191V188H56V186L58 185V184H54V183H57L56 182V180H54V177L57 179V180H59V179H62V184H63V186H64V184H65V186L63 187H61L62 189H61V192H63V193H67V191H68V189L70 188V185L68 184V181L69 180H71L72 178H73V176H74V178H77V174H78V167H76V164L77 163H79L78 161H76V163H75V168L74 167H72V170H73V168H74V171H73V173H74V175L73 176H70V175H72V174H67L68 176H70V177H72L71 179H68V178H66V179H64L63 180V177H65V175H66V173H67V169H64L63 168V166H65V164L63 165V166H60V168L62 167L64 170H65V174L63 175V173H62V171H59V170H62V169H59V170H55V172H54V174L56 173V171H57V175L56 176H54V174L52 175V173H48L49 175H46V174H44V172L43 171H45V173L47 172V168H49V167H47L45 170H44V168L47 166H43V164H41L42 162V160L40 159V165L38 164L37 165V161L39 160V158L37 159L36 158V160L34 161H32V157L31 156H33V153H32V155H31V153H29L30 154V156H29V154L28 153H26V155L28 156V158L31 160V163H32V165H34V166H32L31 164H30V162H29V159L27 158V156H26V159H28V161L25 159L24 161H27L29 164H28V166H30V168H31V166H32V168L34 167L35 169H36V172H35V169L33 168V171H32V168L30 169L29 167H27V165H26V163L27 162H25V165H26V167H27V169H24L25 167V165L22 167V164L21 163H24L23 161H20L19 159L21 158V157H18V155H20V154H17L15 151H14V153L12 152L11 154H14V155H11ZM15 153H16V155H15ZM19 153H21V155L23 154H25V153H22V152H19ZM83 153V154H82ZM5 155H7V156H5ZM11 155V156H10ZM20 155V156H21ZM84 155V157H82ZM37 156V155H36ZM81 156V157H80ZM76 157V156H75ZM74 157V158H75ZM93 157H95V158H93ZM18 158V159H17ZM25 158V157H24ZM74 158L72 159V162L74 161ZM33 159H35V158H33ZM76 159V158H75ZM87 159H88V161H87ZM11 160V161H10ZM4 163H3V162ZM18 161V162H17ZM84 161H87V162H84ZM19 162H20V164H19ZM34 162V163H33ZM39 162V161H38ZM62 161H60V163H61ZM64 163H65V161H63ZM62 162V163H63ZM71 163V160H69L68 161V163ZM60 163H59V165H60ZM61 163V164H62ZM74 163V162H73ZM72 163V164H73ZM82 163V164H83ZM53 164H55V163H53ZM17 165H20L25 171H27V172H25L24 170H22L21 169V167H20V169H19V166L17 167ZM58 165V164H57ZM40 167H43V168H41L40 169ZM55 167H56V165H55ZM58 167V166H57ZM18 168V169H17ZM52 168H54V166L52 167ZM30 169V170H29ZM58 169V168H57ZM49 170V169H48ZM53 170V171H54ZM63 170V171H64ZM52 171V172H53ZM58 171H59V173H58ZM12 172H14V173H12ZM33 172V173H32ZM49 172V171H48ZM5 173V174H4ZM44 175H46V176H44ZM61 175H63V176H61ZM17 176V177H16ZM42 177V182L40 181L39 182V186H37L35 189H30V186H26L25 187V183L26 182H28L29 180H30V178L31 177H36V178H38V177ZM54 176V177H53ZM67 177V176H66ZM15 178V179H14ZM25 178V179H24ZM45 178V179H44ZM14 179V180H13ZM68 179V180H67ZM28 180V181H27ZM37 180H39V179H36V181ZM65 180H67V181H65ZM45 181L48 183H45ZM55 181V182H54ZM65 181V182H64ZM11 182V183H10ZM53 182V183H52ZM20 184H21V186H20ZM54 184V185H53ZM19 186V188H18V186ZM22 185H24V186H22ZM46 185V186H45ZM48 185V186H47ZM15 186V187H14ZM55 186V190H53L54 187ZM43 187V188H42ZM47 189H46V188ZM67 187V188H66ZM19 189L18 191L16 190V189ZM43 190H42V189ZM13 189V190H12ZM41 189V190H40ZM46 189V190H45ZM65 189H67V191L65 190ZM47 190H51L50 192L49 191H47ZM20 192V193H19ZM46 192H47V195H46ZM49 192V193H48ZM22 193V194H21ZM18 194V195H17ZM21 194V195H20ZM57 195L60 197V200H61V202H63V200L65 199L63 196H62V194L61 193H57ZM64 196H66L65 194H63ZM18 196V197H17ZM19 196L21 197V198H19ZM8 197H6L7 199H8ZM27 197V198H26ZM36 197V198H35ZM22 198H24V200H26V199H29V200H26L25 202L24 201H22L23 199ZM34 198V199H33ZM43 198V199H42ZM47 198V199H46ZM10 199V198H9ZM14 200H16L15 201V203L13 202ZM66 200V199H65ZM9 202H8V204H5V205H2L3 206V210H0L1 212H0V256H1V258H0V264H23V263H25V264H65L63 261V258L61 257V255L58 253V249L53 245V243H52V238H53V234L57 231V226H58V215L53 219V220H51L50 219V221L47 219V218H44V219H46V221L44 220V222L46 223V225L47 226H49V227H47V226H45V223L43 222V225H42V223H39V226H41V227H39V226H37L36 228L37 229H35L34 230V228L32 227V229H31V227H29V229H28V227H24L23 228V226H21L22 227V229H19V228H21L20 226H18V224L16 223V225H14L15 223V221L14 220H12V218L11 217H13L12 215H10L9 216V212L7 213L8 215H5V212H4V214H2L3 212L2 211H5V207H6V212H7V210H8V205H9ZM13 202V203H12ZM21 202V203H20ZM15 204V205H16ZM30 204V205H29ZM10 205H9V207H10ZM62 206H63V203H62ZM2 208V207H1ZM11 208V207H10ZM33 208L31 209V210H33ZM35 209V208H34ZM11 210V209H10ZM30 210V211H31ZM9 211V210H8ZM34 212H36V210H33ZM20 212H24V208L22 209V207L20 208ZM12 213V211L10 212V214ZM31 213H32V211L30 212V214L28 213V212H26V214H23L25 217H28V216H30V218H31ZM28 214V215H27ZM3 215V216H2ZM27 215V216H26ZM5 216V217H4ZM4 217V218H3ZM10 217V218H9ZM5 220V221H8V222H5V221H3V219ZM10 221V222H9ZM32 221V220H31ZM52 221V222H51ZM8 223L9 224H11V226L10 225H8ZM4 224V225H3ZM41 224V225H40ZM50 224H52V225H50ZM8 227H7V226ZM15 229H14V228ZM44 227H47L46 228V230H45V228ZM7 228V229H6ZM42 230H41V229ZM25 229L26 230H28V234H27V231H25ZM39 229V230H38ZM50 229V230H49ZM15 230V231H14ZM30 230V231H29ZM34 230V231H33ZM45 230V231H44ZM53 230V231H52ZM20 231V232H19ZM35 231H36V234H37V236H36V234H34L35 233ZM40 231H42V232H40ZM46 232V233H45ZM29 237V238H28ZM31 238H32V240H31ZM46 243V244H45ZM3 246V247H2ZM4 246H6V247H4ZM3 249H2V248ZM6 248V249H5ZM39 248V249H38ZM42 248V249H41ZM81 248H82V246H81ZM11 249V250H10ZM2 250V251H1ZM40 250V251H39ZM3 252V253H2ZM44 252H47L48 253V255H47V253H44ZM2 254V255H1ZM9 254H10V256L12 257H10L9 256ZM21 254H23V255H21ZM25 254V255H24ZM46 256H45V255ZM8 255V256H7ZM32 255V256H31ZM42 256V257H38V256ZM43 255L45 256V257H43ZM49 256V257H48ZM58 257V258H56V257ZM8 257V258H7ZM51 257V258H50ZM3 258H4V260H3ZM38 258V259H37ZM45 258H47V259H45ZM9 259H10V261H9ZM23 259V260H22ZM32 259V260H31ZM37 259V260H36ZM54 259V260H53ZM20 260V261H19ZM46 260V261H45ZM49 260V261H48ZM5 261V262H4ZM21 261H22V263H21ZM51 261V262H50ZM28 262V263H27ZM31 262V263H30ZM45 262H47V263H45ZM54 262V263H53Z\"/></svg>",
    "mask_w": 264,
    "mask_h": 264
},
{
    "label": "built area",
    "instance_id": "2783aa9c",
    "mask_svg": "<svg viewBox=\"0 0 264 264\" xmlns=\"http://www.w3.org/2000/svg\"><path fill=\"white\" fill-rule=\"evenodd\" d=\"M26 186H30V189H35L37 186H39V183L36 182V177H31L28 182L25 183Z\"/></svg>",
    "mask_w": 264,
    "mask_h": 264
}]
</instances>
